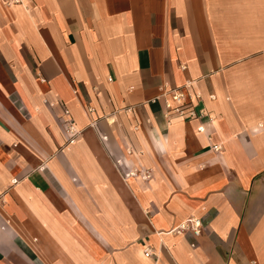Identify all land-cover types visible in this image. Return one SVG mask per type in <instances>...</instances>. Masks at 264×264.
I'll use <instances>...</instances> for the list:
<instances>
[{"label":"crops","instance_id":"0c3cea01","mask_svg":"<svg viewBox=\"0 0 264 264\" xmlns=\"http://www.w3.org/2000/svg\"><path fill=\"white\" fill-rule=\"evenodd\" d=\"M0 264H264V0H0Z\"/></svg>","mask_w":264,"mask_h":264},{"label":"built area","instance_id":"2783aa9c","mask_svg":"<svg viewBox=\"0 0 264 264\" xmlns=\"http://www.w3.org/2000/svg\"><path fill=\"white\" fill-rule=\"evenodd\" d=\"M4 1L7 4H24L27 0H4ZM172 100H173V102L179 104L178 107L174 108V111L180 112L181 114H183V112L186 109V106H183V102L185 101L184 93L181 91H178V92L175 91L173 94ZM167 108L172 109V105L170 103H167ZM191 115L193 116L194 113L192 112ZM202 130H203V128H200V131H202ZM180 228H181V230L191 229V231L195 234V236L198 237V236H201L202 223H201V220H199L198 218H192V219H189L186 222L182 223ZM145 256L146 257L153 256L150 249L146 250Z\"/></svg>","mask_w":264,"mask_h":264}]
</instances>
